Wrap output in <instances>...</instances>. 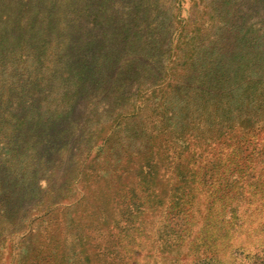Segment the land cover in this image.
Returning <instances> with one entry per match:
<instances>
[{
    "label": "trees",
    "instance_id": "trees-1",
    "mask_svg": "<svg viewBox=\"0 0 264 264\" xmlns=\"http://www.w3.org/2000/svg\"><path fill=\"white\" fill-rule=\"evenodd\" d=\"M74 2L29 0L39 22L60 18L69 28L76 13L87 28L77 52L70 31L54 42L41 79L27 73L23 92L31 106L39 98L38 119L33 107L25 117L7 112L4 89L13 83L0 60L9 75L0 72V225H11L23 202L28 215L50 211L37 231L75 226L89 243L96 225L113 230L135 183L165 188L163 165L176 181L192 177L204 141L264 127V0H196V16L185 22L176 20L178 0H82L75 10ZM118 13L141 24L135 50L128 39L121 51L104 46L106 30L89 29ZM80 103L92 114L74 113ZM141 138L146 144L136 148Z\"/></svg>",
    "mask_w": 264,
    "mask_h": 264
},
{
    "label": "rangeland",
    "instance_id": "rangeland-1",
    "mask_svg": "<svg viewBox=\"0 0 264 264\" xmlns=\"http://www.w3.org/2000/svg\"><path fill=\"white\" fill-rule=\"evenodd\" d=\"M81 1L75 0L74 10ZM195 1L178 0L177 21L195 18ZM44 4L36 5L47 10L48 3ZM32 10L29 0H0V60L8 64L13 83L4 89L7 112L12 115L18 110L25 117L33 107L38 119L43 113L36 110L39 98L35 95L31 106L23 92L29 86L24 81L27 73L41 79L38 70L51 65L54 42L71 31L75 41L70 53L77 52L87 28H79L76 13L68 28L60 18L50 24L35 20ZM120 14L106 19L104 26L89 29L97 34L101 28L106 30L104 46L121 51L128 39L135 50L141 24L132 18L123 23L126 15ZM42 25H52L51 31H43ZM178 31L179 27L173 34ZM0 72L8 80V70ZM77 106L74 113L90 114L85 105ZM259 126L253 124L247 133L238 129L239 136L204 141L192 177L186 172L176 181L173 168L163 165L159 174L168 178L165 188L135 183L128 199L116 209L113 230L103 232L96 225L89 243L81 240V229L75 226H63L51 235L37 231L50 211L28 215L22 202L11 225H0V264H264V127ZM257 127L259 134H255ZM145 144L142 138L133 143L136 148ZM97 148L93 146L91 156ZM4 153L0 147V159ZM15 180L12 185L17 187ZM24 216L28 217L25 222Z\"/></svg>",
    "mask_w": 264,
    "mask_h": 264
}]
</instances>
